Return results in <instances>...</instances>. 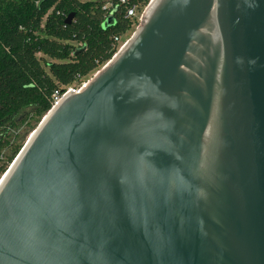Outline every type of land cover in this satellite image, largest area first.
Wrapping results in <instances>:
<instances>
[{"label":"water","instance_id":"obj_1","mask_svg":"<svg viewBox=\"0 0 264 264\" xmlns=\"http://www.w3.org/2000/svg\"><path fill=\"white\" fill-rule=\"evenodd\" d=\"M0 264H264V0H149L4 171Z\"/></svg>","mask_w":264,"mask_h":264},{"label":"trees","instance_id":"obj_2","mask_svg":"<svg viewBox=\"0 0 264 264\" xmlns=\"http://www.w3.org/2000/svg\"><path fill=\"white\" fill-rule=\"evenodd\" d=\"M148 2L0 0V175L22 147L23 127H36L55 90L104 65L133 23L127 10Z\"/></svg>","mask_w":264,"mask_h":264},{"label":"rangeland","instance_id":"obj_3","mask_svg":"<svg viewBox=\"0 0 264 264\" xmlns=\"http://www.w3.org/2000/svg\"><path fill=\"white\" fill-rule=\"evenodd\" d=\"M105 4H106V3H105ZM144 8H145V7H143V8H141V9L137 10V15H136V17L132 18L133 23H132L131 27H130L128 30H126L121 36H119L118 44H117V50L122 46V44H123V43H124V42H125V41H126L131 35H132V33L134 32L136 26L139 24V18H140V16H141V14H142ZM117 50H116V51H117ZM102 66H103V65H102ZM100 68H101V67H100ZM100 68H98L97 70H99ZM97 70H96V71H97ZM96 71L90 73L88 76H86L85 78H83L79 83L74 84L73 86H74L75 88H77L80 84H82L83 82H86L87 80H89V79L93 76V74H94ZM40 120H41V119H40ZM36 126H37V125H36ZM22 130H23V131H22V135H24V137H23V142H22V143L24 144L25 141L27 140L28 136L30 135V133L33 131V129H32V130H28V129H26V128L23 127ZM23 144H22V146H23ZM3 173H4V172H3Z\"/></svg>","mask_w":264,"mask_h":264},{"label":"built area","instance_id":"obj_4","mask_svg":"<svg viewBox=\"0 0 264 264\" xmlns=\"http://www.w3.org/2000/svg\"><path fill=\"white\" fill-rule=\"evenodd\" d=\"M121 1H123V0H121ZM136 15H137V10L135 7L128 9L126 12V17H129V18H134V17H136ZM139 20H140V18H139ZM115 40L118 41V38H115ZM85 83L86 82H83L77 88H75L74 86H69V87H66L63 91L62 90L61 91L55 90L53 93V96H52V105L51 106L55 105L60 100V98L62 97V95L64 93L69 92L71 90L78 92L85 85ZM2 175H3V173L0 175V179H1Z\"/></svg>","mask_w":264,"mask_h":264}]
</instances>
